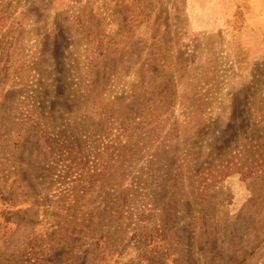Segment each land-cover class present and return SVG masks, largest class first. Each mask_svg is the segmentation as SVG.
Segmentation results:
<instances>
[{
  "label": "rangeland",
  "instance_id": "374dc122",
  "mask_svg": "<svg viewBox=\"0 0 264 264\" xmlns=\"http://www.w3.org/2000/svg\"><path fill=\"white\" fill-rule=\"evenodd\" d=\"M261 0H0V264H264Z\"/></svg>",
  "mask_w": 264,
  "mask_h": 264
},
{
  "label": "crops",
  "instance_id": "0c3cea01",
  "mask_svg": "<svg viewBox=\"0 0 264 264\" xmlns=\"http://www.w3.org/2000/svg\"><path fill=\"white\" fill-rule=\"evenodd\" d=\"M262 12L260 19L257 20L256 24L258 28L264 29V0H261Z\"/></svg>",
  "mask_w": 264,
  "mask_h": 264
}]
</instances>
